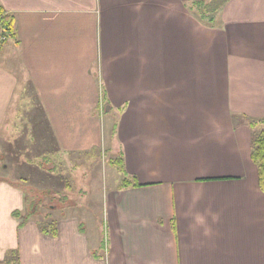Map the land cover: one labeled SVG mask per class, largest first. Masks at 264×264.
Returning a JSON list of instances; mask_svg holds the SVG:
<instances>
[{
    "label": "crops",
    "instance_id": "1",
    "mask_svg": "<svg viewBox=\"0 0 264 264\" xmlns=\"http://www.w3.org/2000/svg\"><path fill=\"white\" fill-rule=\"evenodd\" d=\"M185 1L0 0L15 31L0 44V133L24 81L62 152L98 147L97 112L126 102L130 180L107 194L98 242L75 217L41 228L26 192L0 181V259L264 264L251 123L264 117V0H229L220 28L193 25Z\"/></svg>",
    "mask_w": 264,
    "mask_h": 264
},
{
    "label": "rangeland",
    "instance_id": "2",
    "mask_svg": "<svg viewBox=\"0 0 264 264\" xmlns=\"http://www.w3.org/2000/svg\"><path fill=\"white\" fill-rule=\"evenodd\" d=\"M193 1H185L195 22L193 25L222 26V11L217 25L204 23L197 17L196 8H189ZM8 45L9 42L4 47ZM106 102L112 106L110 101ZM127 107L128 103L124 102L106 111L103 104L102 114L97 112L103 129L98 147L90 151L62 152L56 150L52 129L38 106L35 90L24 81L23 90L19 88L0 133V181L9 179L20 184L29 196L24 214L34 217L41 228L49 227L50 233L58 220L75 217L91 239L98 242L97 238H102L107 194L125 176L121 171L123 154L117 124ZM261 129L258 127L257 131ZM16 254L6 253L0 264H16Z\"/></svg>",
    "mask_w": 264,
    "mask_h": 264
},
{
    "label": "trees",
    "instance_id": "3",
    "mask_svg": "<svg viewBox=\"0 0 264 264\" xmlns=\"http://www.w3.org/2000/svg\"><path fill=\"white\" fill-rule=\"evenodd\" d=\"M228 1L229 0H194L192 6H190L189 8L192 9L196 8L197 17L200 20H202L204 23H208L210 25H217L219 22L218 14L220 13V11H222V9L228 3ZM0 24L1 27H3V32H0V36H2L3 34L7 37L9 34L11 36H15L14 18L12 15L5 13L1 5H0ZM4 41L0 40V44L4 43ZM251 123L253 125L255 124L256 127L259 126L262 127V129L256 132L255 134L252 157L258 166L259 183L261 188L264 190V117L258 120H253ZM121 163H122L121 170L125 174L123 185L127 186L130 180L129 177L127 178L126 176V170L124 168L122 158H121ZM6 180L9 181L14 186H18V187L20 186V184H17L9 179ZM20 214L21 212L19 210H15L13 212V215L16 217H19ZM27 216L28 218L31 217L28 213ZM52 230L56 231L55 226L54 227L52 226Z\"/></svg>",
    "mask_w": 264,
    "mask_h": 264
},
{
    "label": "built area",
    "instance_id": "4",
    "mask_svg": "<svg viewBox=\"0 0 264 264\" xmlns=\"http://www.w3.org/2000/svg\"><path fill=\"white\" fill-rule=\"evenodd\" d=\"M0 32H3V27H1V24H0ZM8 37L5 36L4 34L2 36H0V40H6Z\"/></svg>",
    "mask_w": 264,
    "mask_h": 264
}]
</instances>
